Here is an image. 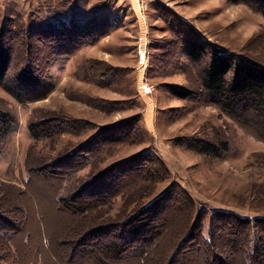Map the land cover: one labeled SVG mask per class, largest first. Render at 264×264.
I'll use <instances>...</instances> for the list:
<instances>
[{
	"label": "rangeland",
	"instance_id": "374dc122",
	"mask_svg": "<svg viewBox=\"0 0 264 264\" xmlns=\"http://www.w3.org/2000/svg\"><path fill=\"white\" fill-rule=\"evenodd\" d=\"M61 5L70 20L107 17L111 29L71 56L42 46L50 65L41 57V73L52 85L44 97L22 103L0 87V111L15 118L0 138V216L16 227L0 234V264H210L213 217L264 220L263 121L175 97L169 86L198 91L195 71L183 61L165 70L157 57L184 20L264 65V17L231 0H0V22L33 23L43 7L65 15ZM137 115L130 138L104 140ZM31 125L49 130L35 138ZM201 141L220 153L193 149ZM148 227L162 233L142 259L135 253ZM118 235L131 244L120 256L93 245Z\"/></svg>",
	"mask_w": 264,
	"mask_h": 264
},
{
	"label": "trees",
	"instance_id": "16d2710c",
	"mask_svg": "<svg viewBox=\"0 0 264 264\" xmlns=\"http://www.w3.org/2000/svg\"><path fill=\"white\" fill-rule=\"evenodd\" d=\"M231 1L244 4L264 17V0ZM64 9L66 10V6ZM46 10L43 7L36 21L30 24L20 15L5 18L0 22V87L22 103L42 98L52 90L51 83L41 73L40 58L44 56L49 64L48 56L44 53L45 47L42 46H48L53 52H60L64 57L71 56L80 47L96 42L111 29L112 22L110 23L107 17L86 14L83 18L75 16L70 20L65 10L62 11L65 15L60 12L57 17L50 16ZM179 24H182L183 28L174 31L171 40L162 47L163 52H160L157 60L165 70H180L182 61L190 66L195 71L198 91L174 86H169L168 91L180 99H196L216 105L229 117L244 111L254 112L263 121L261 123L264 135V65L213 45L201 34L193 29L189 30L188 23L184 20L179 21ZM176 53L178 56L175 60ZM138 122L137 115L113 124L110 128L121 126L120 130H111L104 140L116 142L124 137L130 138L137 129ZM41 125L38 132H35L38 125L30 126L35 138L46 135L49 130V127ZM14 126L15 118L0 111V138L5 137ZM224 146L226 148V145ZM192 147L202 153H220L219 148L204 141L196 142ZM148 171L151 172V168ZM63 203L69 206L67 200H63ZM84 209L80 204L73 207L74 212L83 213ZM213 219L215 226L212 240L206 242L211 249L217 248V253L216 256L213 254L215 257L210 264H264L263 219H255L254 223V220L249 218L234 217L231 214H218ZM226 223L230 224V228H226ZM196 224L195 218L190 222L188 232L194 231ZM144 225L146 228V224ZM14 229L15 223L0 216V234L2 231L14 232ZM226 229L229 231L227 234L224 233ZM254 229H257L258 238L252 243ZM161 233L162 230L158 228L155 231L149 227L145 229L142 233V246L135 253L136 256L144 259L153 245L156 246ZM116 238L93 245L98 247L104 257H110V254L120 256L131 246L130 239L120 235Z\"/></svg>",
	"mask_w": 264,
	"mask_h": 264
}]
</instances>
